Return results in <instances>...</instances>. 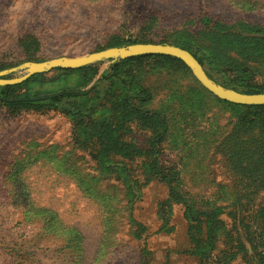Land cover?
Here are the masks:
<instances>
[{
  "label": "rangeland",
  "instance_id": "374dc122",
  "mask_svg": "<svg viewBox=\"0 0 264 264\" xmlns=\"http://www.w3.org/2000/svg\"><path fill=\"white\" fill-rule=\"evenodd\" d=\"M140 42L264 93V0H0L3 79ZM119 59L9 91H75L59 101H0V264H264V108L223 102L182 60Z\"/></svg>",
  "mask_w": 264,
  "mask_h": 264
},
{
  "label": "water",
  "instance_id": "95a60500",
  "mask_svg": "<svg viewBox=\"0 0 264 264\" xmlns=\"http://www.w3.org/2000/svg\"><path fill=\"white\" fill-rule=\"evenodd\" d=\"M140 54H165L179 58L192 70L196 78L205 87L225 101L246 105L264 104V93H245L236 90L224 89L207 78L201 64L191 52L176 45L159 43H132L125 47H111L108 49L99 50L82 57H57L48 61L28 62L25 63L27 73L18 78L3 79L1 76L6 73V70L0 71V84H13L21 82L28 76L43 71L46 68H72L104 57L127 58Z\"/></svg>",
  "mask_w": 264,
  "mask_h": 264
},
{
  "label": "trees",
  "instance_id": "16d2710c",
  "mask_svg": "<svg viewBox=\"0 0 264 264\" xmlns=\"http://www.w3.org/2000/svg\"><path fill=\"white\" fill-rule=\"evenodd\" d=\"M142 43V42H140ZM144 56H155V57H164V58H172L175 60H180L177 57H172L171 55H165V54H140V55H134V56H130L127 58H120L119 61L120 63L123 62H127L133 59H138ZM193 56L199 61V63H201V61L199 60V58L197 56H195V54H193ZM114 70V69H113ZM17 84H5L3 86L0 87V101H2L5 104H9V105H17V104H42L46 101H59L69 95L72 94V92H75L74 90H68V89H63L59 92L53 93V94H49V95H45V96H39V97H29V96H17V95H9V91L11 90V88L15 87ZM245 92V93H256L259 92L257 90L254 89H242L240 90V92ZM75 94V93H74ZM223 102H227L224 101ZM229 103V102H227ZM230 105H235V106H244V107H248V108H264V104L262 105H246V104H234V103H229ZM93 147V146H92ZM23 199V197H26L25 194L20 195ZM26 200L23 199V202H25ZM208 227V226H207ZM201 247L200 248H196L194 249L193 253H198L200 252Z\"/></svg>",
  "mask_w": 264,
  "mask_h": 264
}]
</instances>
